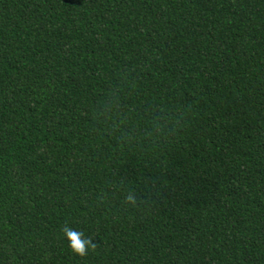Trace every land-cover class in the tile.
<instances>
[{"label":"trees","instance_id":"1","mask_svg":"<svg viewBox=\"0 0 264 264\" xmlns=\"http://www.w3.org/2000/svg\"><path fill=\"white\" fill-rule=\"evenodd\" d=\"M0 264H264V0H0Z\"/></svg>","mask_w":264,"mask_h":264},{"label":"clouds","instance_id":"2","mask_svg":"<svg viewBox=\"0 0 264 264\" xmlns=\"http://www.w3.org/2000/svg\"><path fill=\"white\" fill-rule=\"evenodd\" d=\"M127 199L133 201L131 195ZM61 231L68 241L69 248L76 255L84 256L91 247H94L92 240L86 238L83 232L77 231L67 224L62 227Z\"/></svg>","mask_w":264,"mask_h":264}]
</instances>
